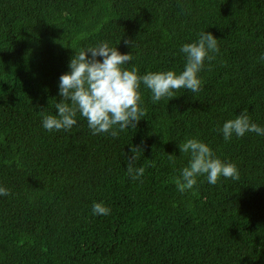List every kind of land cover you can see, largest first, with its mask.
Masks as SVG:
<instances>
[{
    "label": "trees",
    "instance_id": "1",
    "mask_svg": "<svg viewBox=\"0 0 264 264\" xmlns=\"http://www.w3.org/2000/svg\"><path fill=\"white\" fill-rule=\"evenodd\" d=\"M0 30V184L11 190L0 196V264H264V136L219 131L245 109L264 126V0H0ZM202 31L220 51L199 92L154 103L142 85L145 115L118 137L93 135L79 116L71 130L43 128L75 51L121 41L125 67L182 71L181 45ZM191 137L239 179L200 176L178 191L190 158L179 143ZM133 145L145 167L135 181ZM94 202L110 214L93 215Z\"/></svg>",
    "mask_w": 264,
    "mask_h": 264
},
{
    "label": "clouds",
    "instance_id": "2",
    "mask_svg": "<svg viewBox=\"0 0 264 264\" xmlns=\"http://www.w3.org/2000/svg\"><path fill=\"white\" fill-rule=\"evenodd\" d=\"M218 41L213 33L202 31L195 41L181 45L180 53L185 59L182 71L168 69L144 74L135 65L125 67L132 62L133 56L131 52L120 51L118 45L121 41L113 46L109 41L102 40L75 51L69 71L59 78V95L62 99L55 103L53 113H41L42 126L49 132L71 130L78 124L79 116L87 120L93 135L110 133L118 137L121 132L136 128L145 115L142 85L151 90L154 103L174 98L175 92L180 89L199 92L203 84L200 73L205 68V61L211 62L214 54L219 53ZM219 131L225 141H230L233 136L243 137L249 132L264 136V126L255 122L246 109L225 121ZM179 149L190 158L188 164L179 170L180 176L176 182L178 191L193 189L200 176H206L209 184H216L221 177L239 179L237 165L216 156L205 141L197 137L185 138L179 143ZM140 150L133 145L132 155L125 156L128 161L127 175L134 181L145 174L144 166H136ZM169 160L174 166L175 154H169ZM10 192L9 188L0 184V196L10 195ZM110 211L103 202L93 203V215H108Z\"/></svg>",
    "mask_w": 264,
    "mask_h": 264
},
{
    "label": "rangeland",
    "instance_id": "3",
    "mask_svg": "<svg viewBox=\"0 0 264 264\" xmlns=\"http://www.w3.org/2000/svg\"><path fill=\"white\" fill-rule=\"evenodd\" d=\"M0 37H4V32L0 30Z\"/></svg>",
    "mask_w": 264,
    "mask_h": 264
}]
</instances>
